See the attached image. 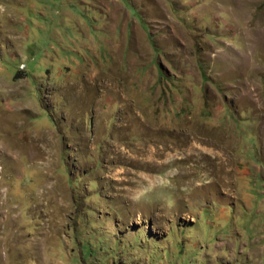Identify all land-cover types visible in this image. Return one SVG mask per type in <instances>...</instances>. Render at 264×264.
Segmentation results:
<instances>
[{"label": "rangeland", "instance_id": "rangeland-1", "mask_svg": "<svg viewBox=\"0 0 264 264\" xmlns=\"http://www.w3.org/2000/svg\"><path fill=\"white\" fill-rule=\"evenodd\" d=\"M0 264H264V0H0Z\"/></svg>", "mask_w": 264, "mask_h": 264}]
</instances>
